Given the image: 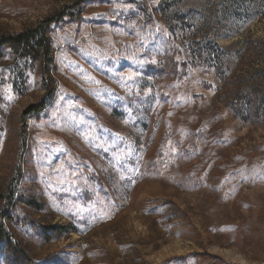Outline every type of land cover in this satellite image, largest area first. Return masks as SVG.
Wrapping results in <instances>:
<instances>
[{
	"label": "rangeland",
	"instance_id": "obj_1",
	"mask_svg": "<svg viewBox=\"0 0 264 264\" xmlns=\"http://www.w3.org/2000/svg\"><path fill=\"white\" fill-rule=\"evenodd\" d=\"M22 33L0 264H264V0H0Z\"/></svg>",
	"mask_w": 264,
	"mask_h": 264
},
{
	"label": "trees",
	"instance_id": "obj_2",
	"mask_svg": "<svg viewBox=\"0 0 264 264\" xmlns=\"http://www.w3.org/2000/svg\"><path fill=\"white\" fill-rule=\"evenodd\" d=\"M26 42H27V38H26V35L23 33L18 34L16 36L0 37V57L3 54V48L25 45ZM36 53H38V50H36ZM42 57H44V55ZM43 65H44V63H43ZM45 97H46V95L44 96V99H42L37 104H32V105L28 106L24 110L23 114L37 113L38 111H41L42 109H44L46 106ZM5 195L6 196H4L3 194H0V201L4 202L6 204V206L8 207L9 204H11L13 202L14 194L12 192L10 195H8L7 193ZM7 218H8V216L6 213H4V216H2V215L0 216V241H2L4 239L6 240L9 238V234L6 232L5 224H4V221ZM12 247L14 249H17V246L14 244H12Z\"/></svg>",
	"mask_w": 264,
	"mask_h": 264
}]
</instances>
